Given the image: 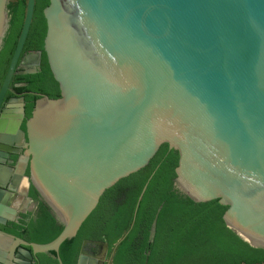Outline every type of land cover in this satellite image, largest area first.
<instances>
[{
    "label": "water",
    "instance_id": "1",
    "mask_svg": "<svg viewBox=\"0 0 264 264\" xmlns=\"http://www.w3.org/2000/svg\"><path fill=\"white\" fill-rule=\"evenodd\" d=\"M22 2L0 0V61ZM33 56L27 141L23 101L0 113V227L21 140L29 241L0 228V264H264V0H37Z\"/></svg>",
    "mask_w": 264,
    "mask_h": 264
},
{
    "label": "flooded vegetation",
    "instance_id": "2",
    "mask_svg": "<svg viewBox=\"0 0 264 264\" xmlns=\"http://www.w3.org/2000/svg\"><path fill=\"white\" fill-rule=\"evenodd\" d=\"M34 34L35 35L33 36V38L31 39V41L29 43V47L25 51L22 50L21 61L23 62V65H22V67L20 65L17 67L16 73H14L13 76H15V75H20V76L27 75V74L19 73V71L22 70V68H25V69H28V70H32L34 68L36 69L35 56H33V55H36V46H37V36H36V34H37V32H35ZM35 73L36 72L29 73V74H35ZM13 76H12V79L10 81L9 88H8L7 92L5 93L3 101L1 103L0 113H2V111L6 108L7 104L12 99L16 98V99H19V100L23 101V103H24V111H23V117L21 119L19 128L23 132V136L22 137L24 138V142H25V141H27L26 121L30 117L27 114V110H26L27 101L25 100V95L30 94L31 91H21V92L16 91L15 87L18 86V84H16V83L14 85L11 84V82L13 80ZM23 84L24 83H21L19 85L23 86ZM18 140H20V139H18ZM24 142L20 140V144H18L16 147H14V149L17 150V154L14 155V156H11V158L14 160L13 163H10V158H7L6 161L4 162V165L10 166L12 168V171L11 172H6V174L5 173L3 174V177L6 179L7 190H10V194L9 195L5 194L6 201H7V204L11 203V202L14 203V206H15L14 209L16 210L15 217L18 218L19 222L21 220V216L19 214L16 202H15V196H16V192H17V187H18L19 178H20V174H21L22 164H23L24 155H25V151H26V146L24 145ZM13 224H15V223H11L10 222V223L7 224L6 227H3V228L0 227V228L5 229L6 231L12 233L10 231V228H12ZM20 237H22L25 240L29 241V239H27L24 235L20 236ZM30 261H31L32 264H37L36 259L30 260Z\"/></svg>",
    "mask_w": 264,
    "mask_h": 264
},
{
    "label": "trees",
    "instance_id": "3",
    "mask_svg": "<svg viewBox=\"0 0 264 264\" xmlns=\"http://www.w3.org/2000/svg\"><path fill=\"white\" fill-rule=\"evenodd\" d=\"M25 7H26V0H23L22 5L20 7L19 13L17 15L16 21L14 23L13 29L11 31L10 37L8 39L6 48L4 50L3 56L0 61V85L2 83L4 74L7 70L10 58L13 54L14 48L16 46V42L22 27L24 14H25ZM37 32V0H35V6H34V12L32 17V22L29 28V32L26 38V41L24 43L23 51H25L29 47V43L34 33ZM37 36V34H36ZM18 84V86L15 87L16 91H31L30 94L25 95V100L27 101V114L30 116L31 111L35 105V92H36V73L35 74H27V75H15L13 76V80L11 82L12 85ZM24 83L23 86H20L19 84ZM10 231L18 236H25L28 239L26 230L24 228L22 219L19 223H15L12 225V228H10Z\"/></svg>",
    "mask_w": 264,
    "mask_h": 264
},
{
    "label": "crops",
    "instance_id": "4",
    "mask_svg": "<svg viewBox=\"0 0 264 264\" xmlns=\"http://www.w3.org/2000/svg\"><path fill=\"white\" fill-rule=\"evenodd\" d=\"M8 204H9V206L11 208H15L14 203L11 202V203H8ZM11 242H12L11 238H9V237H7V236H5L3 234H0V249L1 250H6L8 252L12 251L11 250V248H12L11 247Z\"/></svg>",
    "mask_w": 264,
    "mask_h": 264
}]
</instances>
